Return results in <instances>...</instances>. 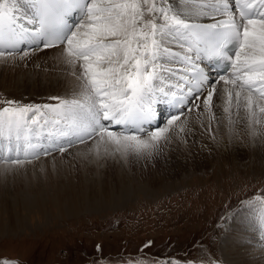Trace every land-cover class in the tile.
I'll list each match as a JSON object with an SVG mask.
<instances>
[{"label": "rangeland", "instance_id": "1", "mask_svg": "<svg viewBox=\"0 0 264 264\" xmlns=\"http://www.w3.org/2000/svg\"><path fill=\"white\" fill-rule=\"evenodd\" d=\"M187 1L189 4L192 3V0ZM174 11L182 17L186 14L191 15L192 7L190 5V8L184 9L180 6ZM203 11L207 10L203 9ZM215 15L221 16L219 13ZM81 19L82 17L78 18L73 25H79ZM19 49L21 50L5 51L8 52L6 55L25 54L15 61L0 59V79L9 68L29 74L42 70V64L45 65V62L39 58L46 53L39 52L40 46ZM29 49L35 52L26 54ZM74 62L79 69L76 81L81 80L83 86L85 82L82 72L83 62L80 59ZM74 62L70 64L68 56L60 61L51 60V63L57 66L68 65L70 67L68 73L73 70ZM55 71L59 70L55 69ZM219 83L221 86H227L223 81ZM74 87L82 88L76 82ZM240 93L244 95L242 91ZM6 96L0 91V110L8 106L5 98L11 96ZM12 99L18 98H10ZM61 99L78 100V96H60L56 97L54 102ZM18 104L21 105L19 100ZM190 107H185L173 115H176L177 119L191 115L195 107ZM220 115L223 116L224 111ZM172 116L160 119L147 129L150 132L156 131L157 125L161 128L170 127L167 125V120ZM107 130L112 129L107 128ZM116 134L122 136L131 132ZM137 135L142 140L149 138L139 133ZM177 135L171 138L160 136L150 147L136 149L119 147L116 142H109L105 131L103 135L95 133L82 140L79 139L77 145L62 149L64 152L55 149L53 150L55 152L34 157L35 160L8 162L32 163L31 169L35 171V175L32 174L35 176L33 179L40 183L39 187H44L43 178H46L49 183L58 185L59 188L69 185L74 191H79L85 187V184L77 174V169L87 163L86 159L89 161L87 157H91L90 162H95V155L92 153H95L94 149L98 147L103 151L101 153L106 152L107 157L105 160L101 158L99 162L97 161L99 172L105 173V179L101 181L104 184L93 180L87 190L88 196L84 200L85 202L92 200V208H85L74 214L68 213L64 215L65 217H60L56 205L39 208L31 204L24 208L22 204L21 206L13 204L15 197L12 196L16 194L13 193V188L17 185V181H22L19 180L21 177L26 179L25 175L21 176L20 173L10 175L6 172L3 178L7 183L0 193L2 199H0V211L6 214L9 209L7 214L13 211L12 213H20L23 216L19 222H15L14 227L6 224L7 219L0 221V225L6 230L4 233L0 232V264H4L5 260L8 264H191L190 262L232 264V260L224 258L225 230L232 225L233 218L236 221L240 216L247 217L249 214L251 216L260 208L264 209V198L254 196L256 193L264 192V161L261 160L262 166H253L244 154L230 150L225 145L223 151L219 153L220 157L216 155L209 165L189 173L180 163L174 165L171 161L170 167L167 162L168 149H173L174 143L178 140L182 147L184 145L180 140L181 136L177 137ZM95 137L107 141L101 142L98 147L92 146ZM84 144H87L88 149L84 147L80 150V145ZM240 147L242 151L249 152L247 147ZM65 151L69 152L65 153ZM86 154L90 155L86 157ZM46 156L50 158L48 157L46 162L41 160L43 163L39 164L38 160ZM203 163L209 162L203 161ZM21 169H24L21 171L25 174L29 172L27 167ZM42 174L45 176L43 177ZM31 182L30 179L28 182L23 181L25 189L21 191H27ZM99 186L101 191L98 190ZM110 187L113 188L109 189ZM105 189L110 190V193H106L110 196L106 198L102 196ZM7 202L8 206L5 204ZM9 207L12 208L11 211ZM240 223L242 226L240 230L245 233L244 228L247 225L241 221ZM253 247L258 250L260 247L264 248V245L255 244ZM167 255L174 257L168 256V258Z\"/></svg>", "mask_w": 264, "mask_h": 264}, {"label": "snow or ice", "instance_id": "2", "mask_svg": "<svg viewBox=\"0 0 264 264\" xmlns=\"http://www.w3.org/2000/svg\"><path fill=\"white\" fill-rule=\"evenodd\" d=\"M17 4L18 0H0V45L6 44L8 51L21 50L17 45L28 39L33 41V46L42 45L45 49L56 43L65 45L70 64L76 59L83 61L82 95L93 101L82 104L76 99H61L35 107L6 101L8 106L0 110V130L5 126L10 133L15 130L17 139L21 132L33 131L32 126L41 120H44L42 126L50 122L58 124V120L45 119L49 114L67 119L79 110L83 123L79 139L97 130L103 135L110 125L123 126L126 130L133 126L131 134L118 137L115 132L107 131V137L119 147L148 148L166 132V128L158 125L156 131L150 132L145 127L158 119L159 106L175 107L179 103L182 107L178 111H182L188 106H199L202 100L208 108L216 91L212 87L219 74L216 65L224 61L230 62L237 72H244L241 88L245 85L253 88L256 81L250 73L256 72L260 87L255 90L264 98V11H252L253 5L245 0H218L213 4L192 0L191 15L184 18L174 11L180 7V0H168L159 8L152 0L104 4H98L97 0H32L34 17L21 14ZM257 7L264 9V0H259ZM73 11L82 14L79 25L68 23ZM216 13L226 18H216ZM158 19L163 23H158ZM165 30L177 34L170 42L179 43L180 51L161 47ZM184 43L188 45L186 49ZM229 45L235 47V59ZM161 51L183 66L162 70L168 71L167 78L175 79L176 83L157 88L155 65ZM238 79L235 73L230 80L220 75L221 81L232 85ZM228 95L230 102L231 92ZM239 96L237 92L236 97ZM251 101L250 94L249 107ZM260 112L264 113V107ZM176 120L177 116L173 115L167 125ZM137 133L149 138L142 140ZM24 138L29 139L28 135Z\"/></svg>", "mask_w": 264, "mask_h": 264}, {"label": "bare ground", "instance_id": "3", "mask_svg": "<svg viewBox=\"0 0 264 264\" xmlns=\"http://www.w3.org/2000/svg\"><path fill=\"white\" fill-rule=\"evenodd\" d=\"M109 2L132 3V2H136V0H97L98 4H104ZM152 2H155L157 8H159L164 4L168 3V0H152ZM197 2H199L200 4H213L218 2V0H197ZM245 2L253 5L252 11L255 12L264 11V9H260L257 7L259 4V0H245ZM190 5L191 4H189V1L180 0V6H183L184 9L190 8ZM17 6L19 7L21 14H27V16L29 17L35 16V11L32 7V0H18ZM76 15L77 14L75 12L73 14V20H76ZM189 16L190 15L186 14L181 18L189 17ZM216 18H226V17H223L222 15L221 16L216 15ZM252 18L258 19L259 16H254ZM189 22H191V19L189 20ZM158 23L162 24L163 21L158 19ZM157 37L158 38L160 37L159 32L157 33ZM174 37H177V34L175 32L168 33L165 30V35L163 37L164 42L161 47L162 48L168 47L172 52L180 51L179 43L170 42L173 40ZM20 45L22 46V48L25 49L27 47L26 42H23L17 46ZM183 46L185 49L188 47L187 43H184ZM42 47L43 46H41L40 49L38 50L39 52H45L46 55H43L41 58H39V60H43L42 62H45V65L42 64L41 71L32 72L29 74L24 71L20 72L21 70L19 71L17 69L15 70L13 68H9L8 71L2 74L4 75V77L0 79V91L4 92V96L7 95L6 97L11 96L9 98H5L7 99L6 101H12L14 102V104H18V100H19L21 106L32 105L33 107H35L37 105L55 103L54 98L56 97L77 95L78 100L80 98V103L91 104L93 101L86 100L82 95L83 86L81 80L76 81V78L79 75V69L75 64V62L73 64V70L69 73L68 71L70 67L68 65L57 66L54 63H51V60L56 59L57 61H60L65 56H68V53L65 50L66 46L57 45V46L49 47L47 49ZM6 48H7L6 44L0 45V51L4 53L0 55V59H3L2 61L4 60L15 61L20 57H22L23 54H25V53H22L21 55L16 54L14 56L6 55V53H8L5 52ZM31 51L33 50L26 51V53L33 54ZM182 66L183 65L179 60L174 61L171 56L161 51L160 56L156 61V65H155L157 80L154 82V86L159 88V87H167L169 85H174L176 83L175 79H168L167 78L168 71H162V70H171L174 68H180ZM50 68H52L53 70H51ZM55 69L59 70L60 72L55 71ZM234 73L235 75L240 77V79L237 80L236 85L225 83L223 81L227 86H221L219 83L221 81L220 77L216 75L218 81L216 82V84L212 85V87L215 88L216 91L214 92L213 100L210 103L209 107L205 108L203 106V101L201 100L199 106H194L195 109L191 115H185L178 118L174 122L175 124H173L174 127H172L173 125L172 126L170 125L171 128L167 127L166 132L161 134V136L168 138L174 137V135L178 134L179 136H181L180 140H182V143L184 144L182 147L179 144V140H178L174 143L175 147H173V149H168L169 155L167 158V162L170 167L172 161L174 165L180 163L181 166L184 168V170L188 171L189 173L197 169L200 170L206 165H209L212 162L213 158H216V155L217 157H220L219 153L223 151L225 145H227V147L230 150L237 151L240 154H244V156L247 159L249 158L248 160H250L249 162L253 166L263 165L262 161H264V113L260 112V108L264 107V98H262L260 96V93L255 90L260 87L259 76L257 75L256 72H251L250 76L253 80L256 81V84L253 86V88H249L247 85L241 88L240 84H242L243 80L245 79L243 71L237 72L233 67H231V69L228 71L226 76H224L227 77L225 78V80L233 79ZM75 82L78 83L82 88L79 89L75 88L74 87ZM240 91H242L244 95H242ZM230 92L232 95H231V101L229 102L228 94ZM237 92L240 93L239 98L236 97ZM250 94L252 97L251 107H249L247 103V98L249 97ZM177 95L179 96V94ZM24 96H28V97L24 98ZM14 97L15 99L16 98L18 99L10 100V98H14ZM188 107L191 108L190 106ZM175 111L176 108L173 106L160 105L158 108V112H159L158 119H163L164 117L166 118L172 116V114H174ZM222 111H224L223 116L220 115ZM45 119L49 121L58 120L59 123L54 124L50 122L47 124V126H42L44 124V120H41L40 124L32 126L33 131L27 133L21 132L19 135V139H17V133L15 132V130H12L10 133L7 126H5L2 130H0V162H1L0 163V193L1 191H3V188L6 186L5 184L7 183V182L5 183L3 175H6L5 174L6 172L7 174L10 175L11 174L15 175V173L17 174L20 173L21 176L25 175L24 178L26 180L22 179L21 177L19 180L22 181L21 182L17 181V185L15 186V188H13L14 189L13 193L16 192V194L12 196L15 197L13 204L16 205L19 204L20 206L22 204L24 208L30 206L31 204H35V207H39V208L41 206L43 208V206L46 205H56L55 207H57V210L59 209L60 217H65L64 215L68 213L70 214L77 213L79 210L85 208L87 209L92 208V204H93L92 200L91 201L87 200L88 206L91 205V207L86 206L87 201L85 202L84 200L85 197L88 196L87 190L89 189L90 187L89 185H91V182L94 180L100 184L103 178L105 179L104 177L105 173L103 172L104 174H101L100 172L102 171L99 172L98 170L99 169L98 160H100L101 158L102 159L104 158L105 160L107 157L105 156L106 152L105 154L101 153L103 151L99 150L98 144L107 141V139L104 140L102 138L95 137V140H93V144H92V146L98 147V149L97 148L94 149L95 153H92L95 155L94 158L95 162L94 161L90 162L92 160L90 159L91 157H87L90 154L88 155L86 154V157L89 158V161L85 158L87 163H84L83 167L78 168L80 171H78L77 169V174L80 176L81 180L85 184V187L83 185L84 187L83 189H80L79 191H74V189L72 187H69V185L59 188L58 185L55 186L52 183H49V180L43 178L45 174L44 175L42 174L43 175L42 178L44 179V184H43L44 187H39L40 183L37 182L35 179H33V177H35L32 175L35 173V171L31 169L33 164L27 162L22 163V162L29 161L26 159L35 160L34 157L42 154H46L47 152L51 153L55 149H56L55 151H61L62 149H66L68 147L77 145L79 140L78 136L83 133V123L81 122L80 119L79 110H76L75 114L68 116L67 119L57 117L54 114H49V116H47ZM131 127L132 126H129V129H131ZM108 128L114 130L115 133H119V132L122 133L125 131V128L123 126L110 125ZM112 130H106V132ZM95 133L96 134L100 133V131L97 130ZM95 133L93 134L95 135ZM25 135H28L29 137L27 141L24 138ZM117 136L119 137L121 135H117ZM109 140H110L109 142H115L114 140L111 139ZM163 144H165V142H163ZM86 146L87 144L80 145L79 148H81L80 150H82V148ZM240 146L247 147L249 149V152L244 150L242 151ZM69 151H65V153ZM62 152L64 151L62 150ZM50 156H46L44 159L41 158L40 160H38L40 161L39 164H42L43 160L46 162L48 160V157L50 158ZM9 157H11V159H9ZM19 160H21L22 162L11 163V164L8 163ZM203 161H207L209 163L206 164L203 163ZM25 167H27L28 168L27 170L29 171L26 173L27 175L21 171V170L24 171V169L21 168H25ZM117 170L119 171V169ZM30 176L33 180L30 178ZM29 179L33 183L31 182L29 183V185L27 184L28 185L27 191L22 192L21 189L22 190L25 189V184L23 183V181L28 182ZM105 181L107 182L108 179ZM111 188L113 187H110L109 189ZM107 189H105L102 192V196L104 198L110 196L106 194V193H110L109 192L110 190ZM120 189L123 190L122 187ZM98 190L101 191L100 186ZM114 190L116 191L115 188ZM111 191L113 193V190ZM116 193H114L115 196ZM77 197H79V199H77ZM93 197H95V195ZM11 202H9V205ZM71 202L73 204L72 206H71ZM5 204L7 205L8 202ZM11 209L12 208H10V211ZM8 211L9 209L7 210V213ZM12 212H10L11 214L6 213L8 215L7 216L6 214H3V212L0 211V221L1 219H7L8 222L6 224H8L9 227H14L15 222H19L23 216L20 213L16 214ZM252 214L253 215L251 216L249 214L247 217L240 216L239 218H236V221L233 218L232 225L225 230L226 239H224V247H225L224 258L232 260L231 262L232 264H264V248L260 247L258 248V250L257 249L255 250V248L253 247L255 244L260 246L264 245L263 207ZM15 219H17L18 221H16ZM240 221L243 224L247 225L246 228H244L246 229L245 233H243L240 230V227H242L240 226L241 225ZM4 231L6 230L3 229V227L0 225V232L4 233ZM247 253L248 255H245Z\"/></svg>", "mask_w": 264, "mask_h": 264}, {"label": "trees", "instance_id": "4", "mask_svg": "<svg viewBox=\"0 0 264 264\" xmlns=\"http://www.w3.org/2000/svg\"><path fill=\"white\" fill-rule=\"evenodd\" d=\"M254 196L264 198V192L256 193V195H254ZM168 256H169V255H167V257H168ZM171 256H174V255H171Z\"/></svg>", "mask_w": 264, "mask_h": 264}]
</instances>
